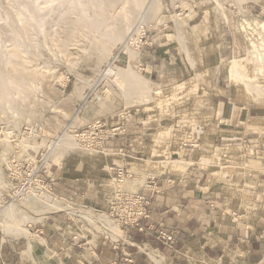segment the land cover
<instances>
[{
    "label": "rangeland",
    "instance_id": "rangeland-1",
    "mask_svg": "<svg viewBox=\"0 0 264 264\" xmlns=\"http://www.w3.org/2000/svg\"><path fill=\"white\" fill-rule=\"evenodd\" d=\"M55 1L0 0V71L12 87L10 93L0 94L1 137L18 133L16 144L7 139L0 143V211L14 201L9 158L35 159L64 129L83 131L98 122L122 124L126 132L121 136L130 137L116 139L130 144L124 150L131 155L130 164L124 166L131 168L133 177L122 183L115 179L112 168L123 166V156L109 149V142L101 150L73 147L70 140L60 143L49 152L41 171L42 176L48 169L54 177L51 181L42 176L52 189L50 201H14L13 216L0 212V229L24 231L25 225H34L43 216L65 213L98 237H103L105 226L123 240V233H114L122 225L106 215L104 201L119 189L138 191L151 177L185 170L193 137L218 129L222 121L221 93L264 118V96L252 98L233 89L227 73L233 58L257 75L264 72V0H159L142 22L140 11L128 25L126 11L120 10L127 0ZM195 12L197 18L189 24ZM143 39L172 47L170 59L152 79L136 62ZM108 64L122 74L121 80H116L117 74H106ZM37 124L42 126L40 135H22L26 127ZM245 149L260 152L264 140H253ZM65 185H70L71 194L59 192Z\"/></svg>",
    "mask_w": 264,
    "mask_h": 264
},
{
    "label": "crops",
    "instance_id": "crops-1",
    "mask_svg": "<svg viewBox=\"0 0 264 264\" xmlns=\"http://www.w3.org/2000/svg\"><path fill=\"white\" fill-rule=\"evenodd\" d=\"M196 18L195 12L189 24ZM141 41L137 66L152 79L170 59L172 47ZM218 99V129L193 137L185 170L157 176L160 193L153 198L152 221L157 230L174 235L172 242L122 226L123 240L116 248L69 215L51 213L25 225L28 232L0 229V264H129L121 247L136 264H264V149L254 154L245 149L253 140H264V118L255 109L236 105L225 93ZM129 137L107 141L113 144L109 149L122 154L123 166L130 164L131 155L119 148L129 150L130 144L116 138ZM42 176L54 180L48 169ZM70 188L65 185L59 192L71 194ZM111 202L104 201L107 210ZM136 244L147 250H138Z\"/></svg>",
    "mask_w": 264,
    "mask_h": 264
},
{
    "label": "built area",
    "instance_id": "built-area-1",
    "mask_svg": "<svg viewBox=\"0 0 264 264\" xmlns=\"http://www.w3.org/2000/svg\"><path fill=\"white\" fill-rule=\"evenodd\" d=\"M146 32L144 33V35ZM143 35V37H144ZM142 37V38H143ZM113 67L112 64L108 66ZM107 68V69H108ZM126 132V127L117 121H111L109 123L98 122L93 126L86 128L83 131L64 129L58 134L49 144L47 150L41 151L40 154H36L33 160L17 161L16 158H9L8 170L9 176L13 180V195L10 198L14 201L31 202L35 200H41L45 202L47 196L50 197L51 186L41 176V171L44 168V163L47 161L48 154L53 151L60 143L64 144L68 140L74 143L73 147H78L86 150H101L106 149V142L112 140L114 137H121ZM42 133L41 125H34L26 127L23 130L22 135L24 137H35ZM2 131L0 130V143L3 139H7L8 142L16 144L18 133L11 132L7 137H1ZM111 144L109 147H112ZM124 153L122 147L119 148ZM126 154V153H125ZM112 172L115 174V179L122 183L128 178H132L130 169L125 166L112 168ZM143 189L138 191H130L127 189H119L112 197L110 208L105 211L112 221L128 227H135L141 232L154 234L157 238L162 239L165 243H170L174 240V235L168 233L163 229H156L154 221H152L151 205L153 198L156 194L160 193L159 180L157 177H151ZM51 198V197H50ZM4 199L7 200L6 197ZM13 201V202H14ZM103 240L110 241L118 248L120 240L115 238L113 231L108 227L103 226ZM138 250L146 251L147 248L144 245L138 246ZM120 248V246H119ZM121 251L124 254L125 260L129 264H136L130 252L125 251L121 247Z\"/></svg>",
    "mask_w": 264,
    "mask_h": 264
},
{
    "label": "bare ground",
    "instance_id": "bare-ground-1",
    "mask_svg": "<svg viewBox=\"0 0 264 264\" xmlns=\"http://www.w3.org/2000/svg\"><path fill=\"white\" fill-rule=\"evenodd\" d=\"M30 1V0H29ZM46 1V0H45ZM54 1V0H53ZM57 1V0H56ZM55 1V2H56ZM63 1H65V0H63ZM75 1H82V0H75ZM96 0H90V2L91 3H94ZM102 2H109L110 0H101ZM238 1H240V0H238ZM245 1V0H244ZM246 1H248V0H246ZM256 1V0H255ZM258 1V0H257ZM49 2V1H48ZM69 2H70V0H69ZM111 2H113V0L111 1ZM160 1L159 0H127V5L126 6H124V4H123V6L124 7H122L120 10L122 11V10H125L126 12H124V14L126 13L127 15H126V18L125 17H123V18H125V24L126 25H128L129 24V22L131 21V19L133 18V16H134V14H136L137 12H140V14H141V16H140V21L142 22L144 19H145V17H146V15L149 13V12H153V10H155V5H157L158 3H159ZM260 2H262V1H260ZM264 2V1H263ZM57 3V2H56ZM241 3V2H240ZM48 4V3H47ZM54 4V3H53ZM60 3H58V5H59ZM62 4V3H61ZM64 4H66L65 2H63V5ZM236 4H237V1H236ZM33 5V4H32ZM43 5V4H42ZM83 5V4H82ZM121 5V4H120ZM241 5V4H240ZM50 6V5H49ZM54 6V5H53ZM93 6V5H92ZM97 6V5H96ZM115 6H116V4H115ZM122 6V5H121ZM27 7V6H26ZM25 7V8H26ZM58 7H60V6H58ZM104 7V6H103ZM118 7V6H117ZM116 7V8H117ZM61 8V7H60ZM119 8H120V6H119ZM7 9V8H6ZM9 9V8H8ZM28 9V8H27ZM36 9V8H35ZM47 9H48V7H47ZM52 9V8H51ZM50 9V10H51ZM72 9V8H71ZM106 9V8H105ZM115 9V8H114ZM5 10V9H4ZM29 10V9H28ZM28 10H27V12H28ZM30 10H31V8H30ZM103 10V9H102ZM110 10V9H109ZM118 10V9H117ZM25 11V10H24ZM44 11H45V9H44ZM43 11V12H44ZM84 11V10H83ZM82 11V12H83ZM120 11V12H121ZM52 12V11H51ZM93 12V11H92ZM97 12H99V11H97ZM115 12V11H114ZM14 13H15V10H14ZM17 13V12H16ZM45 13V12H44ZM84 13V12H83ZM100 13V12H99ZM158 13V12H157ZM246 13V12H245ZM102 14H105V10H104V13H102ZM241 15L240 16H242V13H240ZM247 14V13H246ZM19 15V14H18ZM62 15V14H61ZM95 15V14H94ZM14 16V15H13ZM59 16V15H58ZM78 16H79V14H78ZM106 16V15H105ZM21 17V16H20ZM23 17V16H22ZM60 17V16H59ZM111 17V16H110ZM122 17V16H121ZM120 17V18H121ZM137 17V16H136ZM247 16H245V18H246ZM8 18H9V16H8ZM18 19H19V17H17ZM38 19H37V22H38V20L41 18H39V17H37ZM57 18V17H56ZM89 18H94V17H92V15H91V17H89ZM244 18V19H245ZM247 18H249V15H248V17ZM246 18V19H247ZM44 19V18H43ZM78 19V18H77ZM81 19H83V18H81ZM110 19V18H109ZM116 19V18H115ZM242 19V21H243V18H241ZM250 19V18H249ZM254 19H257V18H254ZM14 20V19H13ZM22 20V19H21ZM25 20V19H24ZM79 20H80V18H79ZM90 20V19H89ZM133 20V19H132ZM32 20H30V22H31ZM33 21H34V19H33ZM36 21V20H35ZM42 21V20H41ZM92 21V20H91ZM105 21V20H104ZM107 21V20H106ZM109 21V20H108ZM246 21V20H245ZM250 21H251V19H250ZM13 21H11V23H12ZM15 22V21H14ZM22 22V21H21ZM56 22V21H55ZM85 22V21H84ZM118 22H119V20H118ZM132 22V21H131ZM261 22H262V26L264 27V20H261ZM26 24H27V22H25ZM73 23V22H72ZM93 23H94V20H93ZM123 24H124V22H122ZM133 23V22H132ZM179 23V22H178ZM23 24V23H22ZM124 24V25H125ZM131 24V23H130ZM140 24V23H139ZM14 25V24H13ZM37 25H39L40 26V24H37ZM74 25V24H73ZM123 25V26H124ZM248 25H251V24H248ZM12 26V25H11ZM18 26V25H17ZM22 26V25H21ZM27 26V25H26ZM35 26V25H34ZM107 26V25H106ZM121 26V25H120ZM140 26H141V24H140ZM244 26H245V24H244ZM258 26V25H257ZM23 27V26H22ZM88 27V26H87ZM130 27V26H129ZM137 27H138V25H137ZM251 27H253V26H251ZM24 28V27H23ZM108 28V27H107ZM111 28V27H110ZM119 28V27H118ZM117 28V29H118ZM13 29H14V27H13ZM19 29V28H18ZM37 29V28H36ZM122 29H124V28H122ZM43 30V29H42ZM106 30V29H105ZM110 30V29H109ZM121 30V29H120ZM125 30V29H124ZM138 30V29H137ZM65 31H67V30H65ZM112 31V30H111ZM116 31H118V30H116ZM251 31V30H250ZM27 32H28V29H27ZM127 32V31H126ZM29 33V32H28ZM110 34H112V33H110ZM116 34V33H115ZM18 35V34H17ZM107 35V34H106ZM24 36V35H23ZM103 36H105V35H103ZM111 36V35H110ZM109 36V37H110ZM26 37H28V36H26ZM251 37V36H250ZM260 37V36H259ZM31 39V38H30ZM253 39V38H252ZM117 40H120V39H117ZM27 41V40H26ZM21 45V44H20ZM19 45V46H20ZM132 49V48H131ZM124 50V49H123ZM261 52V51H260ZM5 53V52H4ZM7 53V52H6ZM7 55H8V53H7ZM234 55V54H233ZM259 55V54H258ZM261 57V56H260ZM1 58V57H0ZM264 60V59H263ZM231 62H230V64H229V66H228V79H229V82L231 83V85H232V87H233V89H237L238 90V92L239 91H243L244 93H246L247 94V96L249 95L250 97H252V98H256V97H263L264 96V72L261 74V75H257V74H255V72H253V70H250V68H249V70H247L246 68H244L243 66H242V63H241V61L239 60V59H237V58H233L232 60H230ZM244 63V62H243ZM248 63V62H247ZM245 64V65H248V64ZM4 64V63H3ZM259 64L260 63H258L257 65L259 66ZM109 65V64H108ZM250 66V65H249ZM263 66V65H262ZM260 67V66H259ZM247 68H248V66H247ZM253 68V67H252ZM262 70H260V72H261ZM259 72V73H260ZM20 73V72H19ZM254 73V74H253ZM14 74V73H13ZM106 74L107 75H110V76H112V75H115V74H117V70L116 69H114L113 67H109L108 69H107V71H106ZM12 75V74H11ZM12 78V77H11ZM123 78V76H122V74L121 73H118L117 75H116V80L118 81V80H121ZM220 89V88H219ZM11 90H12V87H11V80L8 78V76H6L2 71H0V94H4V93H10L11 92ZM13 90H14V88H13ZM14 93V92H13ZM17 93V92H16ZM4 97V96H3ZM86 104V103H85ZM78 111V110H77ZM78 115V114H77ZM74 116V115H73ZM75 119V118H74ZM73 119V120H74ZM73 124V123H72ZM69 126V125H68ZM71 127V126H70ZM65 128H67V127H65ZM221 148H219V150H220ZM228 150H230V149H228ZM51 152V151H50ZM216 152H217V149H216ZM219 152V151H218ZM217 152V153H218ZM52 153V152H51ZM47 201H50V197L49 196H47V199H46ZM17 203V202H16ZM17 206V205H16ZM17 211V210H16ZM75 211V210H74ZM1 213H3L4 215H6L7 217H9L10 215H12L14 212H15V206H14V203L13 202H10L7 206H5V207H3V209H1V211H0ZM6 216L4 217V218H6ZM13 216V215H12ZM2 217H3V215H2ZM13 218V217H12ZM98 220V219H97ZM112 230V229H111ZM114 233H115V235L117 234V235H121L122 233H123V230L121 229V228H115V230H114ZM120 237V236H119ZM122 237V236H121ZM150 256L153 258V259H155L156 261H158V259H157V256H155V253H150ZM160 259V258H159ZM161 261V260H160Z\"/></svg>",
    "mask_w": 264,
    "mask_h": 264
}]
</instances>
